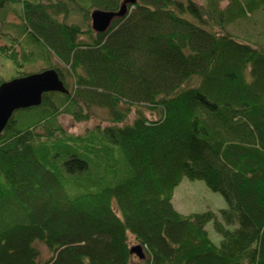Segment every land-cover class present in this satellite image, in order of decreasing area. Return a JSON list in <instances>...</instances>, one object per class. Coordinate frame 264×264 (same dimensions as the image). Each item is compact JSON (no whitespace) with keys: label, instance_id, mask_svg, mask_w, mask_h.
Listing matches in <instances>:
<instances>
[{"label":"trees","instance_id":"trees-1","mask_svg":"<svg viewBox=\"0 0 264 264\" xmlns=\"http://www.w3.org/2000/svg\"><path fill=\"white\" fill-rule=\"evenodd\" d=\"M124 1L0 0L2 54L69 89L0 133V264H264V41L230 27L264 0H134L94 30ZM95 107L106 124L83 133L59 120ZM184 177L223 195L222 219L177 210Z\"/></svg>","mask_w":264,"mask_h":264},{"label":"rangeland","instance_id":"rangeland-1","mask_svg":"<svg viewBox=\"0 0 264 264\" xmlns=\"http://www.w3.org/2000/svg\"><path fill=\"white\" fill-rule=\"evenodd\" d=\"M202 1V0H198ZM255 18L245 19L239 23L231 25V30L235 34H245L249 32L255 39L264 41V15L256 16ZM8 20L12 22H20L19 17L14 10L9 14ZM263 22V23H262ZM7 30V28H4ZM0 46L7 47V50H11V46L4 36L0 37ZM19 58L21 57L22 48L20 46L15 47ZM56 59V57H55ZM48 64L42 60H36L32 63H26L23 66H19L13 59L7 54H2L0 50V78L4 80H10L15 77H19L21 73H35L47 69ZM133 114L131 115V117ZM107 111L101 107H95L94 114L87 120H75L72 116L64 114L60 117L62 124L65 128L71 132L83 133L90 128H94L97 124H106ZM209 185L200 179H190L184 177L181 184L175 188L173 202L181 213L193 214L197 212H205L213 210L218 214L219 219L221 216V209L226 208L227 201L220 192L214 191ZM222 219V218H221ZM235 226H231L233 228ZM214 221L207 224V230L210 233V237L215 243L220 244L222 236L217 232ZM131 246L136 245L134 237L130 234ZM46 251V250H45ZM47 254V253H46Z\"/></svg>","mask_w":264,"mask_h":264},{"label":"water","instance_id":"water-1","mask_svg":"<svg viewBox=\"0 0 264 264\" xmlns=\"http://www.w3.org/2000/svg\"><path fill=\"white\" fill-rule=\"evenodd\" d=\"M134 0H125L119 10L94 9L91 12L92 27L97 32L106 31L114 18L126 14L127 4ZM56 68H47L39 72L4 80L0 84V133L3 132L15 111L38 106L47 92L68 93L65 83ZM131 252L141 258L145 256L140 244L131 247Z\"/></svg>","mask_w":264,"mask_h":264}]
</instances>
